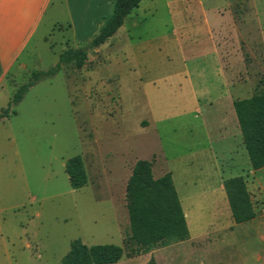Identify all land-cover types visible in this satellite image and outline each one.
Wrapping results in <instances>:
<instances>
[{"label": "rangeland", "instance_id": "1", "mask_svg": "<svg viewBox=\"0 0 264 264\" xmlns=\"http://www.w3.org/2000/svg\"><path fill=\"white\" fill-rule=\"evenodd\" d=\"M44 25L20 59L29 61L28 69L12 73L0 87V114L10 106L16 112L0 121V264H62L75 240L117 245L127 256L137 257L129 255L122 243L111 202L105 199L121 191L119 177L101 182L91 163L87 165L90 183L73 189L66 162L82 156L86 146L99 153L105 142L109 149L129 146L131 158L148 160L159 150V129L182 191L179 181L197 170L189 164L196 146L194 130L207 120L208 130L214 132L216 123L208 116L219 108L195 102L186 71L203 68L207 87L219 98L225 78L218 72L215 50H229L225 70L232 92L241 100L263 92L264 0H143L116 35L89 52L87 63L93 65L85 72L79 76L73 66L62 67L54 77L31 87L14 106L15 93L31 82L34 72L52 69L59 62L62 46L50 48L45 39L53 24ZM193 79L198 83L195 89L204 88ZM147 117L152 125L142 137L140 122ZM248 164L242 173L251 182L258 216L264 214V191L257 190L254 180L264 186V170L251 175L249 158ZM199 201L202 207L191 209L190 227L194 233H210L196 243L204 248L223 239L224 233L210 225L215 214L209 199ZM187 203L183 202L186 210ZM250 234L251 240L242 234L236 246H222V259L215 254L211 260L264 264V251L257 252L264 247V238L254 230ZM234 253L238 257L231 256Z\"/></svg>", "mask_w": 264, "mask_h": 264}, {"label": "crops", "instance_id": "2", "mask_svg": "<svg viewBox=\"0 0 264 264\" xmlns=\"http://www.w3.org/2000/svg\"><path fill=\"white\" fill-rule=\"evenodd\" d=\"M114 1L0 0V87L3 83H6L12 73H20V71L28 69L29 61L20 62V59L32 41L36 39L39 32L42 31L45 26L44 24L49 21L53 24L52 33L50 37H46L45 41L52 50H55L59 45L62 46L61 54H63L68 50H75L85 46L91 38L100 32L106 22V18L109 16ZM55 34H58L60 37L53 39L52 36H55ZM99 49L100 47L95 50ZM215 55L218 62V72L225 78V89L221 97H213L212 91L206 85V76L201 73L204 70L203 68L195 69V73L189 69L186 71L194 86L193 93L195 102L200 104L201 101H204L210 107H219L214 113L212 112L208 116L210 122L216 123L217 128L214 132L208 130L207 126L209 123L207 120H201V129L195 128L194 130L196 146L191 151V162L189 164L197 168L195 170L196 172L188 171L185 174L186 176L183 180L179 181L184 188L182 191H179L180 189L176 181V171L171 168V161L164 146L161 144L162 137L159 129L156 132L159 137V150L153 152L147 160L152 163V171L155 179H159L167 173L172 174L182 208L183 202H188V209L183 208V210L190 237L186 241L154 249L149 253L132 258L127 256L124 250L122 259L115 264H148L152 258L156 260L157 264H226L222 260L220 262L211 260L215 254L220 259L223 258L224 251H222V246H236L242 234H244L245 239L249 237L248 239L251 240L250 233L253 230L256 234H259L260 238H264V214H258L255 219L248 222L240 224L234 223L224 188L225 180L243 176L250 192L249 184L251 182L242 173L249 165V155L246 156L245 154L247 149L234 108V102L241 99H238V94L232 92L231 88H233V83L230 79V74L225 70V56L229 55V50H215ZM70 65L74 67V74H79L80 76L93 64L86 63L82 68H78L75 63H70L63 66L64 70ZM194 76L197 81L202 82L201 86L204 87H202L203 89H195L198 83L196 84L194 82ZM140 124L142 127L141 135L145 137L152 125L151 118L147 117ZM215 133L219 142L217 148L214 145ZM201 138L205 142H200ZM88 147H85L82 155L88 174V182L90 183L91 181V174L88 171L87 165L94 163L95 169L93 173H96L101 182H111L112 177H119V182L122 184L119 193L111 192L109 197L105 196V199L111 202L114 211V222L118 228L121 241L125 244V241L131 237L126 189L140 157L131 158L129 146H124L123 148L116 146L110 147L109 149L105 142L99 146V153L92 152L91 147ZM180 157L183 156H178V158ZM251 169V175H256L257 172L264 170V168L254 170L252 165ZM254 181L257 190L262 189L261 192H263L264 186L261 184V181L257 179ZM203 198L209 199V207H211L215 214V218L210 225L220 228V231L224 233V238L219 239V241L215 240L214 243L211 241L208 243V246L199 248L196 247V243L209 238L210 233L208 231L205 233H194L190 227V221L192 218L191 209L194 207H202L199 199ZM192 224L194 225L195 222L192 221ZM263 251L264 247L257 250L258 254ZM235 254H231V256L238 257V254Z\"/></svg>", "mask_w": 264, "mask_h": 264}, {"label": "trees", "instance_id": "3", "mask_svg": "<svg viewBox=\"0 0 264 264\" xmlns=\"http://www.w3.org/2000/svg\"><path fill=\"white\" fill-rule=\"evenodd\" d=\"M142 1L115 0L112 15L91 43L86 47L61 54L56 67L34 72L31 82L19 87L11 104L17 106L31 87L45 78L54 77L64 65L75 63L78 68H82L89 59V52L112 38ZM234 108L252 168L263 169L264 91L248 99L236 100ZM11 114L16 112H11L10 106L0 114V121L9 118ZM66 173L73 189H80L88 184V174L82 156L67 160ZM224 188L236 224L257 217L251 193L243 176L225 180ZM126 199L131 237L125 241V247L129 255L139 256L189 239L186 216L171 173L155 179L152 163L139 160L129 179ZM123 255L124 248L117 245H87L81 240H75L71 243V249L63 258L62 264H115ZM148 264L157 263L152 258Z\"/></svg>", "mask_w": 264, "mask_h": 264}]
</instances>
